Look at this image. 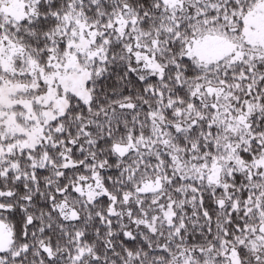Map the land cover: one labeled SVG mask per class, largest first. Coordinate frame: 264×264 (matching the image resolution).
<instances>
[{
	"label": "snow or ice",
	"instance_id": "obj_1",
	"mask_svg": "<svg viewBox=\"0 0 264 264\" xmlns=\"http://www.w3.org/2000/svg\"><path fill=\"white\" fill-rule=\"evenodd\" d=\"M0 264H264V0H0Z\"/></svg>",
	"mask_w": 264,
	"mask_h": 264
}]
</instances>
